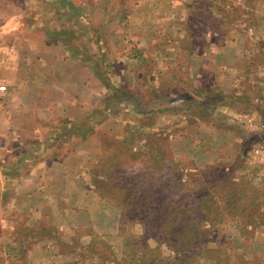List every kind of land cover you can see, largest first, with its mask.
Returning a JSON list of instances; mask_svg holds the SVG:
<instances>
[{"label": "rangeland", "instance_id": "374dc122", "mask_svg": "<svg viewBox=\"0 0 264 264\" xmlns=\"http://www.w3.org/2000/svg\"><path fill=\"white\" fill-rule=\"evenodd\" d=\"M54 3L77 58L30 63ZM14 103L0 264H264V0H0Z\"/></svg>", "mask_w": 264, "mask_h": 264}, {"label": "crops", "instance_id": "0c3cea01", "mask_svg": "<svg viewBox=\"0 0 264 264\" xmlns=\"http://www.w3.org/2000/svg\"><path fill=\"white\" fill-rule=\"evenodd\" d=\"M53 1L56 2V0H53ZM62 12L63 11L60 10V7L59 8L57 7L56 3H54V8H48V10L46 8H42L40 10L42 20L40 19L39 22L44 23V27H45L44 37L41 39L40 42H36V45H37L35 46L36 50L28 54L27 56L28 62L48 64V58H52V59L56 58L57 60V59H60L61 57L64 60H68V59H71L74 61L76 60L75 58H77V56L73 57L72 53L67 52L69 48L72 49L71 47L73 45V41L70 40V38L67 41V39L62 36L61 27L59 26L54 27L53 23L48 21L49 18L56 19L57 17L63 16ZM74 13L75 12H73V9L69 11V15L71 17L73 16ZM54 33H56V35ZM50 35L53 37V39L50 38ZM42 78L44 77L43 76L39 77V79H42ZM56 87L58 88L57 83L50 82L48 79L46 89L44 92L42 93L40 92L39 94H37V93H34L32 88H29L28 92L25 91V94H24L25 100H23L22 103L27 108L26 110L27 111L31 110L29 106V105H32L31 99H36L37 104H33V105H35L36 107L35 112H37V114L47 113V112L53 113L55 111V110L53 111V109L56 108L55 100L58 97L55 91ZM42 97L46 98L44 99L45 104L43 103ZM46 101L47 102L54 101V102H52L51 105H47ZM2 106H6L4 107V111L6 110L5 119L2 122L0 121V163L3 164L7 162L8 159H10L12 147L17 140L15 136L13 135L14 134L13 129L21 128V126L23 125L18 124L16 122V119L13 118L16 114L15 110H17L18 108L15 103L8 104V105H2ZM27 126L33 129L35 125L30 124V125H25L24 127H27ZM36 131L37 130H35V132ZM37 137L38 136H36V138ZM19 157L20 156H18L17 158ZM38 166L35 167L34 170L33 169L30 170V172L26 174L27 178L28 176H40L39 175L40 169H38L39 168ZM49 166L50 168L48 170H54L53 167H55L56 165H47V167ZM8 169L9 168L0 166V207H3V205H5L6 208L13 207L16 202L15 200L18 201L22 197V194L26 193V191L28 190V186L30 184L27 178L26 179L22 178L19 181H11V179L8 178L9 176H11V174L7 171ZM22 177H24V175ZM7 196H9L12 200L9 204L7 203V201H5V197ZM3 220L4 219L2 218V221Z\"/></svg>", "mask_w": 264, "mask_h": 264}]
</instances>
